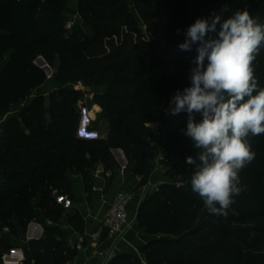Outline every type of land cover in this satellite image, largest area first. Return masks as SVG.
Listing matches in <instances>:
<instances>
[{
  "label": "trees",
  "instance_id": "trees-1",
  "mask_svg": "<svg viewBox=\"0 0 264 264\" xmlns=\"http://www.w3.org/2000/svg\"><path fill=\"white\" fill-rule=\"evenodd\" d=\"M68 3L0 0V230L5 223L16 236L14 219L25 233L36 218L35 198H40L45 217L58 222L64 208L54 192L72 199L68 174L76 172L90 192L91 172L99 163L106 171L114 169V148L124 151L141 183H148L154 138L150 123L161 118L177 90L190 86L196 45L191 52L179 45L198 18L218 14L226 19L247 9L264 24V0H134L135 13L128 0H78L92 32L80 25L68 35ZM40 56L50 66L56 59L62 62L56 78L63 87L52 93L48 107L40 95L29 100L47 80L35 63ZM253 69L258 87L264 88V48ZM105 81L110 87L98 103L109 124L107 136L79 137L81 91L71 86ZM19 100L26 103L12 115ZM201 118L195 117L197 122ZM186 128L187 120L168 130L161 163L169 182L139 207L138 228L154 238L139 248L142 258L120 254L109 264H264V134L248 137L255 158L239 173L246 190L233 198L223 217L210 214L192 191L195 165L186 158H195L198 149L184 134ZM82 134L88 135L83 128ZM56 232L45 226V237L29 242L33 264H69L74 259L76 250L58 240ZM10 247L0 238V264L2 250ZM24 264L30 262L25 259Z\"/></svg>",
  "mask_w": 264,
  "mask_h": 264
},
{
  "label": "clouds",
  "instance_id": "clouds-1",
  "mask_svg": "<svg viewBox=\"0 0 264 264\" xmlns=\"http://www.w3.org/2000/svg\"><path fill=\"white\" fill-rule=\"evenodd\" d=\"M185 36L179 48L191 52L196 45L194 67L190 86L172 96L169 112L187 113L184 134L198 149L186 158L195 165L192 191L210 214L227 217L233 198L246 190L239 173L255 158L248 137L264 134V88L253 69L264 48V24L237 10L226 19L198 18Z\"/></svg>",
  "mask_w": 264,
  "mask_h": 264
},
{
  "label": "crops",
  "instance_id": "crops-1",
  "mask_svg": "<svg viewBox=\"0 0 264 264\" xmlns=\"http://www.w3.org/2000/svg\"><path fill=\"white\" fill-rule=\"evenodd\" d=\"M73 4L67 7V12L71 18H81L78 10V0ZM48 104L49 102L46 105L47 107ZM93 107L91 111L95 118H97L96 114L101 109L96 104ZM159 125H161L160 128H163L164 132L168 131L164 123ZM108 130L109 124L106 125V129L105 131L103 130L104 132L101 135L98 131H95L90 134L88 133L87 137H82L80 134L78 136L85 139L105 138ZM165 140L166 137L163 133L159 139L154 137L150 141L152 149L155 151L156 159L153 161L152 172L146 184L148 186L147 191H143L142 178L135 174L133 165H129L128 158H125L124 151L122 150L121 155H115L112 150L116 159L114 169L106 171L102 163L99 166L97 165L96 169L91 172L92 189L90 192L86 191L81 172L68 174L73 194V206L69 209L64 208V210L68 211L70 215L69 220L61 217L58 222H54L57 225L53 224V221L46 218L44 212L41 210L40 198H35L33 206L36 218L40 220L45 218L42 224L37 222L38 220L32 221L24 233L18 220L14 219L20 234V236H16L12 233L9 226L2 223L0 230L1 238L12 245L10 251L17 250L24 255V260L18 264H24L25 259L30 264L34 263L33 256L29 251V242L45 237L43 225L52 226L57 229V239L76 250L75 257L69 264H109L115 256L120 254L135 255L142 258L139 248L150 242L154 236L146 234L138 228L137 216L139 207L147 196L154 192L160 184L169 182L164 165L157 160V157L163 155ZM0 182L2 183L3 181L0 180ZM119 191H125L134 196L133 201L128 206V217L131 227L121 237H109L105 226V217ZM58 194L57 191L54 192L55 198ZM75 218L78 222L73 221ZM75 224L78 226H75ZM78 244H81V248L77 247ZM10 251L5 252L3 256ZM143 263L146 264L144 260ZM11 264H17L16 259Z\"/></svg>",
  "mask_w": 264,
  "mask_h": 264
},
{
  "label": "rangeland",
  "instance_id": "rangeland-1",
  "mask_svg": "<svg viewBox=\"0 0 264 264\" xmlns=\"http://www.w3.org/2000/svg\"><path fill=\"white\" fill-rule=\"evenodd\" d=\"M76 2H77V0H69V3L65 7V22H66V29H67L68 35H70V33L73 31V28L75 26H80V25L85 26L86 29L88 30V32H92L90 30V27H89L90 24L88 22H85L82 17L81 18L78 17V18L74 19V18H71V16L67 12V7L74 5L73 3H76ZM128 2H129L130 8L135 13V11H134V0H128ZM107 39L113 40V37H108ZM116 40H118L117 37H116ZM61 64H62L61 60L56 59L54 66L49 65L50 70L48 73L46 70H44L46 77H47V80L44 83V85L37 88L32 93L31 97L29 98L30 101L35 99L38 95H40V97L44 99V101L47 105L52 93L59 92L62 89L63 84L61 82L57 81V78H56L57 72L59 71ZM71 87H73L76 90L81 91L80 100L78 101V104H77V110L80 114V120H79V126H78V135L80 134L82 136L81 128H83V131L85 134H88V133L90 134L92 132L98 131L101 135V133L105 131L106 125L108 124V121L104 118L103 108L98 103V99L101 98L102 95L109 90L110 84L105 81V82H102V85H97V86H88V85H85L84 83H79V84H74ZM57 97L60 98L59 93H57ZM25 103H26V100L17 101L16 104L12 108V115L19 114L20 111H22ZM95 104L98 105L101 109L96 114L97 118H95V116L93 115V113L91 111L92 108H94L93 106ZM169 104H170V101L164 107L161 118L158 121L150 123V126L154 132V137L156 139L157 138L159 139L160 135L163 133L165 134V137H166L167 132H168V131L164 132L163 128H160L161 125H159V124L164 123L165 128L167 127L169 130V129L173 128L174 126L178 125L179 123H182V122L187 120V113L182 112V113L175 115V116L171 115L169 112ZM91 117H93V119H91ZM110 117H113L112 113H110ZM84 118L86 119L85 123H84V120H85ZM83 123H84V125H83ZM0 133H2L1 124H0ZM163 155H164V153H163ZM99 165H100V163L98 164V166ZM165 169H166V167H165ZM0 180L3 181V176L1 174H0ZM0 184H2V183L0 182ZM62 217L66 218L68 220L70 219V215L68 214L67 210H63ZM44 219L40 220V219L34 218L32 221L38 220L37 222H40L42 224ZM73 221L78 222V220L76 218L73 219ZM53 224L57 225V223H54V222H53ZM43 227H45V226L43 225ZM1 237L2 236H0V238ZM9 245L12 246L11 244H9ZM8 251H10L9 248H6V249L4 248L2 250L3 254L5 252H8ZM1 263L4 264L3 255H2Z\"/></svg>",
  "mask_w": 264,
  "mask_h": 264
},
{
  "label": "built area",
  "instance_id": "built-area-1",
  "mask_svg": "<svg viewBox=\"0 0 264 264\" xmlns=\"http://www.w3.org/2000/svg\"><path fill=\"white\" fill-rule=\"evenodd\" d=\"M163 159L164 155L157 157L159 162H161ZM147 189L148 186L144 185L143 191H147ZM133 199L134 196L131 193L125 191H119L117 193L116 198L111 204L105 217V226L109 237H121L131 227L128 217V206L133 201ZM56 202L62 205L65 209H69L73 206L72 199L63 194H58L56 196ZM77 247L81 248V244H78ZM15 259L18 264L24 260V255L19 253L17 250H12L3 256L4 264H11V262Z\"/></svg>",
  "mask_w": 264,
  "mask_h": 264
},
{
  "label": "water",
  "instance_id": "water-1",
  "mask_svg": "<svg viewBox=\"0 0 264 264\" xmlns=\"http://www.w3.org/2000/svg\"><path fill=\"white\" fill-rule=\"evenodd\" d=\"M35 63H36L40 68H42L43 70H46L47 73L49 72V70H50V66H49V64L46 62V60H45L43 57H41V56L38 57V58L36 59ZM86 136H87V135H83V134H82V137H86ZM112 150H113V152H114L115 155H121V154H122V150H121L120 148H114V149H112ZM125 158L127 159L128 156L125 155ZM155 159H156L155 151H152V152H151V160H152V161H155Z\"/></svg>",
  "mask_w": 264,
  "mask_h": 264
}]
</instances>
